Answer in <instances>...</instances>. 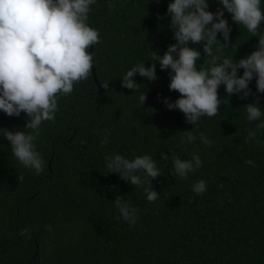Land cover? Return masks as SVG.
Returning a JSON list of instances; mask_svg holds the SVG:
<instances>
[{"label":"trees","instance_id":"trees-1","mask_svg":"<svg viewBox=\"0 0 264 264\" xmlns=\"http://www.w3.org/2000/svg\"><path fill=\"white\" fill-rule=\"evenodd\" d=\"M170 2L95 0L90 6L87 24L100 37L92 46L94 72L103 90L90 74L58 97L55 119L41 124L34 141L44 161L39 175L17 161L0 135V264H264V128L257 127L264 115L249 122L244 107L258 101L264 112L255 78L246 99L242 93L226 97L221 86L218 115L195 125L164 103L180 96L169 90L170 69L157 63L155 81L137 75L138 88L122 87L131 67L151 65L150 51L162 56L176 43L166 15ZM208 3L213 13L220 7L218 0ZM224 18L232 45L222 55L239 61L256 50L264 22L252 37L226 11ZM189 46L201 51L198 68L208 67L202 45ZM28 119L0 111V129L30 132ZM190 130L191 143L182 134ZM248 131L256 133L251 142ZM194 154L202 166L187 179L173 175L174 159ZM115 155L152 157L161 174L151 181L160 195L155 202L147 200V184L133 186L109 173L106 158ZM200 180L206 191L198 195L192 186ZM117 197L137 209L134 225L114 206Z\"/></svg>","mask_w":264,"mask_h":264},{"label":"clouds","instance_id":"clouds-1","mask_svg":"<svg viewBox=\"0 0 264 264\" xmlns=\"http://www.w3.org/2000/svg\"><path fill=\"white\" fill-rule=\"evenodd\" d=\"M94 3L95 0H0V111L9 117L25 113L29 118L25 127L31 130L0 129V135L10 142L17 161L37 175L44 170V161L34 144L41 124L55 119L58 97L71 94L74 83L88 79L93 68L89 48L99 43L100 37L98 30L88 26L87 20ZM218 4L220 7L213 13L209 11L208 0H171L166 15L170 17L168 27L176 43L162 56L150 51L151 65L137 63L131 67L121 81L122 87L132 91L138 88L140 84L134 79L137 75L155 81L157 63L161 70L170 69L169 90L180 96L175 102L166 98L164 103L169 110L182 112L191 125L197 124L203 116L218 115L223 103L218 93L221 86L226 97L242 93L240 98L246 99L252 95L249 84L255 78L256 91L264 93V36L258 38L256 50L239 61L222 55V48L232 45L225 11L231 14L234 24L243 25L252 37H257L264 22L261 0H218ZM218 35L222 36L223 43ZM217 42L222 47L214 51ZM189 44L202 45L203 63L208 67L198 68L201 51ZM240 69H243L242 75H238ZM139 99L144 105L146 93ZM244 107L249 122L264 115L258 101ZM257 127L264 128V123ZM182 134L189 143L196 140L191 130ZM200 138L205 145H211L203 133ZM255 138L256 133L248 131L246 139L251 142ZM160 158L168 157L161 154ZM106 159L109 173H118L133 186L147 184L144 190L149 202L159 198L151 181L161 174L152 157L143 155L129 160L115 155ZM173 163V175L181 179H187L202 166L200 157L195 154L191 160L177 157ZM245 163L255 166L252 160ZM192 190L198 195L204 193L206 182L198 181ZM114 206L126 222L136 223L137 209L127 201L117 197ZM27 232L22 229L20 235Z\"/></svg>","mask_w":264,"mask_h":264},{"label":"water","instance_id":"water-1","mask_svg":"<svg viewBox=\"0 0 264 264\" xmlns=\"http://www.w3.org/2000/svg\"><path fill=\"white\" fill-rule=\"evenodd\" d=\"M89 52L92 53V46H90ZM91 74H92V77H93V80H94L95 84L97 85L98 92H101L103 90V87L98 83V80H97L95 72H94V65H93Z\"/></svg>","mask_w":264,"mask_h":264}]
</instances>
